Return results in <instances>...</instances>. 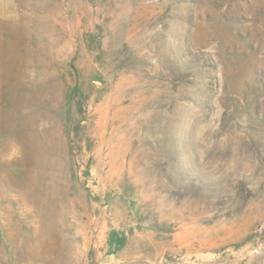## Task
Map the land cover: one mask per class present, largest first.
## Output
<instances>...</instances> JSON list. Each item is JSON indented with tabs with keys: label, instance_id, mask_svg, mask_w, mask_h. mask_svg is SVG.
Segmentation results:
<instances>
[{
	"label": "rangeland",
	"instance_id": "374dc122",
	"mask_svg": "<svg viewBox=\"0 0 264 264\" xmlns=\"http://www.w3.org/2000/svg\"><path fill=\"white\" fill-rule=\"evenodd\" d=\"M0 264H264V0H0Z\"/></svg>",
	"mask_w": 264,
	"mask_h": 264
}]
</instances>
